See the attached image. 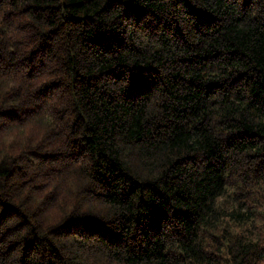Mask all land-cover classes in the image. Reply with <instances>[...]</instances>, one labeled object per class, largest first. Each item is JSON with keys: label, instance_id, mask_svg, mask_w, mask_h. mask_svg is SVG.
<instances>
[{"label": "trees", "instance_id": "1", "mask_svg": "<svg viewBox=\"0 0 264 264\" xmlns=\"http://www.w3.org/2000/svg\"><path fill=\"white\" fill-rule=\"evenodd\" d=\"M0 264H264V0H0Z\"/></svg>", "mask_w": 264, "mask_h": 264}]
</instances>
